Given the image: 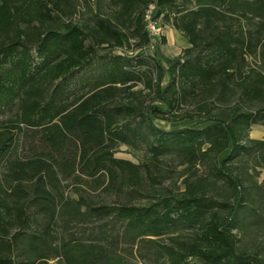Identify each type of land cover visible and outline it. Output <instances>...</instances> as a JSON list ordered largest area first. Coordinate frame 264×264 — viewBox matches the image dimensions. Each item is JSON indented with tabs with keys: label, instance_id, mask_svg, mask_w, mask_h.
Returning a JSON list of instances; mask_svg holds the SVG:
<instances>
[{
	"label": "trees",
	"instance_id": "trees-1",
	"mask_svg": "<svg viewBox=\"0 0 264 264\" xmlns=\"http://www.w3.org/2000/svg\"><path fill=\"white\" fill-rule=\"evenodd\" d=\"M78 1L0 0V264H264V0H110L91 26ZM151 5L183 55L150 48Z\"/></svg>",
	"mask_w": 264,
	"mask_h": 264
},
{
	"label": "rangeland",
	"instance_id": "rangeland-1",
	"mask_svg": "<svg viewBox=\"0 0 264 264\" xmlns=\"http://www.w3.org/2000/svg\"><path fill=\"white\" fill-rule=\"evenodd\" d=\"M113 5L111 4L110 0H106L104 2L100 0H79L78 1V12L75 15L74 23L79 25H86L91 26L96 23L95 13L101 14L103 17H107L110 15L112 10H116V8H112ZM162 27L164 29L163 31V38L162 42H160V53L164 55L167 58H176L181 55H183L184 51L190 47L189 42L187 39L178 31H176L171 25L165 24L163 19H161ZM129 55H132L133 53H136L137 50L132 51L130 48L127 49ZM119 52V51H118ZM152 54V52H151ZM248 65L250 67H253L255 69L261 68L260 59H248ZM143 86H139L137 89L142 88ZM156 124L160 127H162L165 130H169L172 127L164 122L156 121ZM253 134V135H252ZM250 138L256 139V140H263L264 139V127L263 126H253L252 130L250 132ZM118 158H122L125 160H129L135 164H142L145 161V153L142 151H135L131 149L128 146H121L119 148V151L116 155ZM251 164L246 165L245 167L247 170H249L250 174H252V170L249 169ZM162 168L164 173H168L169 179L166 181L164 186L170 187V188H183V183L186 179H188L189 174L185 173V167L178 165L177 161L168 160L164 164H162ZM172 173V174H171ZM204 172L201 171L199 174H203ZM264 180V173L261 175V177L258 178L259 182H262ZM102 198L104 199V202H112L113 198H110L109 196H105L102 194ZM101 199V198H100ZM69 218L67 216L59 217L60 222V230L64 232V224L66 221H68ZM85 229H88L84 225H72L71 229L69 230V233L72 235H77L79 237L81 236H88L90 231L86 232ZM96 229V228H95ZM99 232V230L97 229ZM149 254L150 258H155V253H147ZM144 253V257H145ZM144 260H146L144 258ZM140 255L136 254V258L132 259L131 264H147L144 261Z\"/></svg>",
	"mask_w": 264,
	"mask_h": 264
},
{
	"label": "built area",
	"instance_id": "built-area-1",
	"mask_svg": "<svg viewBox=\"0 0 264 264\" xmlns=\"http://www.w3.org/2000/svg\"><path fill=\"white\" fill-rule=\"evenodd\" d=\"M154 10V5H151L145 13L146 30L149 33L151 39L150 48L152 50H154L156 46L160 45L159 43L162 42V38L164 37V29L162 27L161 18H154Z\"/></svg>",
	"mask_w": 264,
	"mask_h": 264
},
{
	"label": "crops",
	"instance_id": "crops-1",
	"mask_svg": "<svg viewBox=\"0 0 264 264\" xmlns=\"http://www.w3.org/2000/svg\"><path fill=\"white\" fill-rule=\"evenodd\" d=\"M256 126H258V125H256Z\"/></svg>",
	"mask_w": 264,
	"mask_h": 264
},
{
	"label": "bare ground",
	"instance_id": "bare-ground-1",
	"mask_svg": "<svg viewBox=\"0 0 264 264\" xmlns=\"http://www.w3.org/2000/svg\"><path fill=\"white\" fill-rule=\"evenodd\" d=\"M253 135V134H252Z\"/></svg>",
	"mask_w": 264,
	"mask_h": 264
}]
</instances>
